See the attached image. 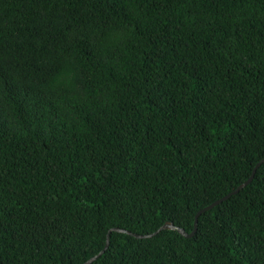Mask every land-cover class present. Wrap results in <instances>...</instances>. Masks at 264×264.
I'll list each match as a JSON object with an SVG mask.
<instances>
[{"label":"trees","instance_id":"16d2710c","mask_svg":"<svg viewBox=\"0 0 264 264\" xmlns=\"http://www.w3.org/2000/svg\"><path fill=\"white\" fill-rule=\"evenodd\" d=\"M263 156L264 0H0V264L190 231ZM88 264H264V162Z\"/></svg>","mask_w":264,"mask_h":264},{"label":"water","instance_id":"95a60500","mask_svg":"<svg viewBox=\"0 0 264 264\" xmlns=\"http://www.w3.org/2000/svg\"><path fill=\"white\" fill-rule=\"evenodd\" d=\"M264 162V156L258 160L256 162V164L254 165L250 175L248 176L247 179H245L244 181H242L240 184H238L236 186V188H234L232 191H230L229 193L221 196L220 198L214 200L213 202L207 204L206 206L200 208L199 210H197V212L195 213V216H194V221H193V228L190 230V231H186L184 228L182 227H179L175 224H173V222L171 221H165L161 226H159L155 231L151 232V233H148V234H138V233H134V232H131L129 230H126L124 228H120V227H111L108 229L107 233H106V238H105V243L103 245V247L96 253L94 254L93 256L89 257L88 259H86L82 264H88L90 263L91 261H93L94 259H96L100 254H102L104 252V250L107 248L108 246V243H109V233L110 231L112 230H116V231H122V232H127L133 236H136V237H147V236H151L153 234H156L157 232H159L161 229H175L177 230L181 235L183 236H186V237H191L194 235L195 231H196V228H197V219H198V216L200 215V213L206 211V210H209L211 209L213 206H215L216 204H219L221 201L227 199L231 194L233 193H236L238 192L242 187H244L246 184H248L251 179L253 178L254 176V173H255V170L256 168L262 163Z\"/></svg>","mask_w":264,"mask_h":264}]
</instances>
